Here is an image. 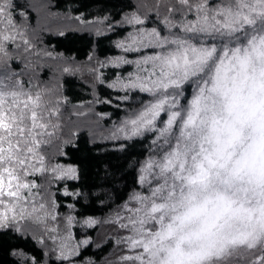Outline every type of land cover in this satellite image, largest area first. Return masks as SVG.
<instances>
[{
  "label": "snow or ice",
  "instance_id": "1",
  "mask_svg": "<svg viewBox=\"0 0 264 264\" xmlns=\"http://www.w3.org/2000/svg\"><path fill=\"white\" fill-rule=\"evenodd\" d=\"M0 264H264V0H0Z\"/></svg>",
  "mask_w": 264,
  "mask_h": 264
},
{
  "label": "trees",
  "instance_id": "2",
  "mask_svg": "<svg viewBox=\"0 0 264 264\" xmlns=\"http://www.w3.org/2000/svg\"><path fill=\"white\" fill-rule=\"evenodd\" d=\"M88 2H90V0H88ZM95 10H96L95 7L89 9V11H95ZM75 91H79V89L76 88ZM8 259L10 260L11 258H8Z\"/></svg>",
  "mask_w": 264,
  "mask_h": 264
}]
</instances>
